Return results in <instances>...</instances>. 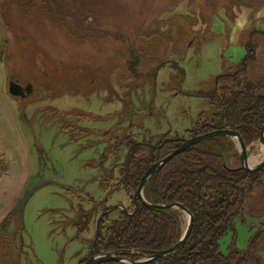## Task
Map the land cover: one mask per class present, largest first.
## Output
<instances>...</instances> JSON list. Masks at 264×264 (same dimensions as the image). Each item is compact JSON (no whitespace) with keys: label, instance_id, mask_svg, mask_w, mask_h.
Masks as SVG:
<instances>
[{"label":"rangeland","instance_id":"1","mask_svg":"<svg viewBox=\"0 0 264 264\" xmlns=\"http://www.w3.org/2000/svg\"><path fill=\"white\" fill-rule=\"evenodd\" d=\"M248 45L251 72H264V0H0V169L26 168L20 200L45 182L23 225L18 206L1 224L0 264H83L99 229L106 239L119 207H133L120 187L126 146L148 156L184 139L213 112L200 96L230 84ZM11 81L31 92L11 96ZM248 148L251 165L260 162L262 147ZM256 178L220 249L242 258L256 238L250 252L264 264V171ZM186 222L181 213V233Z\"/></svg>","mask_w":264,"mask_h":264},{"label":"trees","instance_id":"2","mask_svg":"<svg viewBox=\"0 0 264 264\" xmlns=\"http://www.w3.org/2000/svg\"><path fill=\"white\" fill-rule=\"evenodd\" d=\"M15 1L28 6L32 0ZM246 50L240 69L232 72L230 84L216 85L211 93L200 96L211 101L213 112L209 116L200 113L195 126L185 131L182 138L232 130L239 134L246 147L257 143L264 125V72H257V75L251 72L250 64L256 61L255 54L249 45ZM248 70L250 73H246ZM240 73L242 79L237 78ZM230 142L228 138L217 137L193 146L174 157L146 182L143 196L148 203L181 205L194 219L183 248L158 261L160 264H246L247 261L259 264L250 252L256 238H251L242 258H237L239 251L234 249V242L230 244L233 253L224 255L220 249L221 239L229 231L234 234L232 222L242 209L247 188L255 186L256 176L264 171L263 168L260 173H245L229 168L225 153L230 149ZM179 146L180 143L167 140L152 147L148 156L138 153L141 149L139 145L126 146L130 151L120 167L123 177L120 187L130 195L132 202V195L145 171ZM132 206L128 213L134 210V203ZM103 212L101 221L105 222L108 213ZM120 212L117 223L106 228L109 234L106 239L102 233L100 235L99 229L95 254L120 252L121 256L136 262L144 256L169 249L183 233L179 230L181 213L178 210L148 211L137 201V210L133 215Z\"/></svg>","mask_w":264,"mask_h":264},{"label":"water","instance_id":"3","mask_svg":"<svg viewBox=\"0 0 264 264\" xmlns=\"http://www.w3.org/2000/svg\"><path fill=\"white\" fill-rule=\"evenodd\" d=\"M29 94L31 91V88H26L23 90L19 85H17L14 82H10L8 85V92L11 96L15 98H24L25 94ZM217 137H225L230 140H233L238 148V159H239V167L235 169V171H244L245 173H257L261 169L264 168V155L260 162H258L255 165H251L250 158L248 155L249 148L245 146L243 140L239 136V134L236 131L232 130H218L213 131L201 136L193 137L191 139H174L175 142H181V145L174 150L172 153H170L168 156L160 160L159 162H156L152 164L143 174L142 178L140 179V182L138 184V187L135 191V193L132 195V199L134 201V211L133 213L129 215H133L136 213L137 210V201L140 202V204L147 209L148 211H163V210H178L182 214H184L187 218V222L185 225V229L178 240L177 243H175L172 247H170L167 250L158 252L151 256H144L142 257V260L131 262L126 257L121 256L120 252H114V253H105L100 255H95L94 250L95 246L93 245L88 252L87 260L83 264H107V263H116V264H152L155 262L160 261L161 259L171 256L174 253L178 252L183 248L185 245L188 237L190 236V233L192 231L193 227V216L190 212H188L183 206L178 204H171V205H152L148 203L144 196H143V190L146 182L155 174H157L169 161H171L174 157L181 154L182 152L186 151L187 149L196 146L202 142H205L209 139L217 138ZM258 145L262 147L264 150V125L262 126L260 130V135L257 140ZM45 182L40 179V182L36 184L35 186L31 187L30 189L26 190L22 198L18 204L17 207V216L19 218L20 224L23 225V213L25 210L26 205L28 204L30 198L34 195V193L40 189ZM119 209L124 210L123 207H119Z\"/></svg>","mask_w":264,"mask_h":264},{"label":"crops","instance_id":"4","mask_svg":"<svg viewBox=\"0 0 264 264\" xmlns=\"http://www.w3.org/2000/svg\"><path fill=\"white\" fill-rule=\"evenodd\" d=\"M28 173L23 167L20 171L8 172L0 169V226L19 204L22 192L27 184Z\"/></svg>","mask_w":264,"mask_h":264},{"label":"flooded vegetation","instance_id":"5","mask_svg":"<svg viewBox=\"0 0 264 264\" xmlns=\"http://www.w3.org/2000/svg\"><path fill=\"white\" fill-rule=\"evenodd\" d=\"M11 82H12V81H11ZM16 84H17V83H16ZM17 85H19V84H17ZM19 86H20V85H19ZM20 87H21V86H20ZM21 88H23V87H21ZM26 88H30V87H26ZM26 88H23V90H25ZM23 92H24V94H25V97H26V96H27V94L25 93V91H23ZM30 92H31V91H30ZM25 97H24V98H25ZM180 139H181V138H180ZM86 260H87V259H86ZM86 260H85V261H86ZM85 261H84V262H85Z\"/></svg>","mask_w":264,"mask_h":264}]
</instances>
